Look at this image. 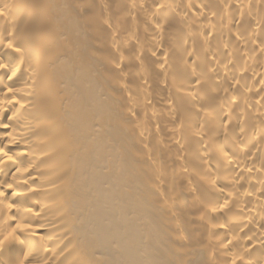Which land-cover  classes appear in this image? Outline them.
I'll use <instances>...</instances> for the list:
<instances>
[{"label": "bare ground", "instance_id": "1", "mask_svg": "<svg viewBox=\"0 0 264 264\" xmlns=\"http://www.w3.org/2000/svg\"><path fill=\"white\" fill-rule=\"evenodd\" d=\"M157 262L264 264V0H0V264Z\"/></svg>", "mask_w": 264, "mask_h": 264}, {"label": "rangeland", "instance_id": "2", "mask_svg": "<svg viewBox=\"0 0 264 264\" xmlns=\"http://www.w3.org/2000/svg\"><path fill=\"white\" fill-rule=\"evenodd\" d=\"M159 244H160V242H158L157 246H159ZM161 248H162V244H160V247H159V249H161ZM155 264H158V262H157V263H155Z\"/></svg>", "mask_w": 264, "mask_h": 264}]
</instances>
